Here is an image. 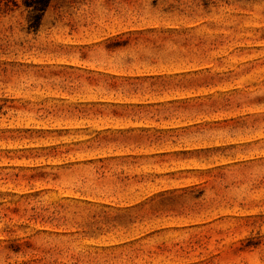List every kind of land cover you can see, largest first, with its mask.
<instances>
[{"label":"rangeland","instance_id":"rangeland-1","mask_svg":"<svg viewBox=\"0 0 264 264\" xmlns=\"http://www.w3.org/2000/svg\"><path fill=\"white\" fill-rule=\"evenodd\" d=\"M0 3V264H264V0Z\"/></svg>","mask_w":264,"mask_h":264},{"label":"trees","instance_id":"trees-1","mask_svg":"<svg viewBox=\"0 0 264 264\" xmlns=\"http://www.w3.org/2000/svg\"><path fill=\"white\" fill-rule=\"evenodd\" d=\"M18 0H0V3H5L6 7L10 4L18 7ZM22 4L26 8L31 9V15L29 17L30 28L36 30L40 24L41 18L54 0H21Z\"/></svg>","mask_w":264,"mask_h":264}]
</instances>
